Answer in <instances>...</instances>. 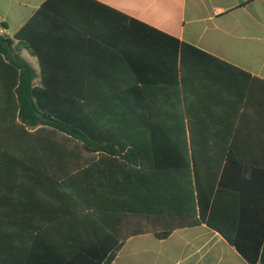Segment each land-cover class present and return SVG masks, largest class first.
Here are the masks:
<instances>
[{"label":"crops","instance_id":"0c3cea01","mask_svg":"<svg viewBox=\"0 0 264 264\" xmlns=\"http://www.w3.org/2000/svg\"><path fill=\"white\" fill-rule=\"evenodd\" d=\"M34 17L32 32L44 57L71 62L68 67L57 66L59 75L94 77L95 89L111 92H126L136 83L148 94L143 102L146 107L162 112L172 109L178 114H184L187 106L191 110V119L174 114L98 115L93 122L100 139L116 136L149 141L153 132L162 138L171 134L173 146L143 150L141 154L147 158L136 154L131 162L123 163L109 153L93 154L97 204L133 203L130 190L137 189L133 186L136 170L140 172V195L135 202L173 213L185 208V198H192L197 210L195 181L186 183L187 171L194 173L196 168L194 154L201 171L219 170L214 161L217 157L222 162L220 171L227 169L230 190H225L229 194L225 192L224 201H256V192L244 191L243 166L227 163L228 147L207 144L193 150L187 124L199 125L202 139L236 141V154L264 155V0H0V24L7 25L9 37ZM171 38L179 40L177 49ZM181 43L204 52L187 54L185 89L181 84ZM55 89L66 90L63 85ZM107 105L109 109L126 106L118 100ZM181 122L185 127L174 126ZM123 172L132 176L123 179V195H107L103 187L97 188L101 183L114 187V182L119 187L121 179L116 174ZM249 182L256 190V177ZM31 186L34 190L26 205L6 202L0 196V249L9 250L11 238L14 246H21L22 231H89L84 215L75 213L77 207L62 193L58 195L51 183ZM143 222L160 224L163 220L153 217ZM95 226L100 231L97 218ZM112 264L250 263L219 232L203 224L175 230L165 240L153 232L133 236Z\"/></svg>","mask_w":264,"mask_h":264},{"label":"trees","instance_id":"16d2710c","mask_svg":"<svg viewBox=\"0 0 264 264\" xmlns=\"http://www.w3.org/2000/svg\"><path fill=\"white\" fill-rule=\"evenodd\" d=\"M36 20L34 17L14 37L0 35V196L6 202L15 200L26 205L29 193L34 190L31 185L51 183L58 195L62 193L77 207L75 213L84 215V225L89 231H22L21 246H14L12 238L9 250L2 246L0 264H112L124 243L133 236L153 232L158 239L165 240L175 230L203 224L219 232L250 264H264V155L236 154V141L231 139H202L199 125L191 122L187 124L191 148L195 150L207 144L227 146V163L243 166L240 178L245 181L244 191L256 192L255 202L248 198L244 203L224 201L225 190H230L226 183L227 169L220 171L222 162L217 157L214 161L219 170L201 171L194 154L196 168L194 173L187 171L186 183L195 181L197 210L192 206V198H185V208L173 213L157 210L153 204L135 202L140 195V172L136 170L133 171V186L137 189L130 190L133 203H96L93 154L109 153L116 162L120 159L123 163L131 162L136 154L147 158L141 154L143 150L154 152L173 146L171 134L162 138L153 132L149 141L116 136L100 139L93 122L98 115L154 117L174 114L190 118L191 110L187 106L184 114H178L172 109L162 112L146 107L143 102L148 94L136 83L126 92H111L95 89L94 77L59 75L57 66L68 67L71 62L44 57L32 32ZM0 26L7 27L5 23ZM171 39L177 49L179 40ZM24 50L38 58L40 73L21 56ZM191 51L204 54L181 43L184 89L187 83L185 60ZM56 85H63L66 90H56ZM184 94L187 96V92ZM111 100L121 101L126 106L109 109L107 102ZM102 101L104 106H100ZM168 126L171 133L172 125ZM174 126L185 127V124ZM184 136L185 133L181 138ZM122 171L121 168L119 172ZM125 175L129 179L132 177L130 172L116 174L121 179L119 187L114 182L116 189L102 183L97 184V188L103 187L107 195L109 192L123 195ZM107 177L109 175L105 179ZM255 177L256 190L248 184ZM149 190L151 192L152 188ZM94 217L100 231L96 230ZM153 217L163 222L144 224L143 221Z\"/></svg>","mask_w":264,"mask_h":264},{"label":"rangeland","instance_id":"374dc122","mask_svg":"<svg viewBox=\"0 0 264 264\" xmlns=\"http://www.w3.org/2000/svg\"><path fill=\"white\" fill-rule=\"evenodd\" d=\"M21 56L23 58H25L28 62H30L35 69H37V70L39 69V67L37 65V60L29 52H27V51L22 52Z\"/></svg>","mask_w":264,"mask_h":264},{"label":"built area","instance_id":"2783aa9c","mask_svg":"<svg viewBox=\"0 0 264 264\" xmlns=\"http://www.w3.org/2000/svg\"><path fill=\"white\" fill-rule=\"evenodd\" d=\"M0 35L8 36L7 30L2 26H0Z\"/></svg>","mask_w":264,"mask_h":264}]
</instances>
